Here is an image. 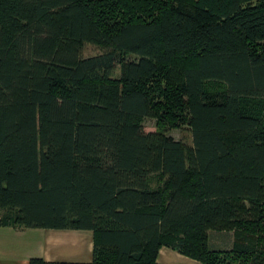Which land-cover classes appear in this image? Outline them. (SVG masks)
<instances>
[{"label":"trees","instance_id":"16d2710c","mask_svg":"<svg viewBox=\"0 0 264 264\" xmlns=\"http://www.w3.org/2000/svg\"><path fill=\"white\" fill-rule=\"evenodd\" d=\"M0 218L264 264V0H0Z\"/></svg>","mask_w":264,"mask_h":264},{"label":"crops","instance_id":"0c3cea01","mask_svg":"<svg viewBox=\"0 0 264 264\" xmlns=\"http://www.w3.org/2000/svg\"><path fill=\"white\" fill-rule=\"evenodd\" d=\"M95 233L90 229L23 228L4 226L0 218V264L48 262L88 263L93 260ZM158 264H203L177 250L162 246Z\"/></svg>","mask_w":264,"mask_h":264},{"label":"rangeland","instance_id":"374dc122","mask_svg":"<svg viewBox=\"0 0 264 264\" xmlns=\"http://www.w3.org/2000/svg\"><path fill=\"white\" fill-rule=\"evenodd\" d=\"M101 52H103V49L93 44H85L82 51L84 57L97 55ZM144 126L147 131L156 130L157 129L156 119L148 117L145 120ZM170 132L176 139L182 140L184 143L188 145L192 144V134L187 126H184L183 128H172Z\"/></svg>","mask_w":264,"mask_h":264}]
</instances>
